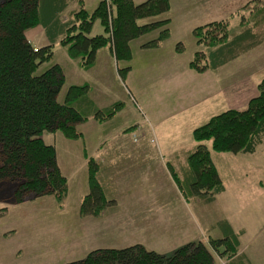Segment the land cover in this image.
Segmentation results:
<instances>
[{
  "label": "rangeland",
  "instance_id": "rangeland-1",
  "mask_svg": "<svg viewBox=\"0 0 264 264\" xmlns=\"http://www.w3.org/2000/svg\"><path fill=\"white\" fill-rule=\"evenodd\" d=\"M97 1L66 0L60 19L64 21L69 12L81 5L91 11ZM143 1L133 0L135 4ZM200 1L186 0L179 5H188L181 12L174 7L169 12L139 19V24L165 18L169 21L131 40L128 59H116L107 45L98 49L91 67L82 68L68 57L59 44L60 38L54 41L52 59L38 72L53 64L60 65L64 84L58 101L64 100L70 85L87 84L86 96L102 111L104 118L98 121L90 117L78 123L76 127L82 132L79 138H68L61 131L40 134L44 142L55 147L57 165L67 179L66 194L62 199L48 193L20 203L0 201V264H68L93 249L123 248L136 243L169 255L178 246L191 242L187 241L190 237L192 241L204 243L209 238H223L225 233L215 223L221 214L231 215L250 196L256 193L260 196V189L264 201V143L253 153L210 150L226 191L210 200L206 194L209 189L201 187L198 193L192 189L194 179L188 157L197 145L192 130L230 107L246 108L264 79L260 78L264 76V23L258 21L261 11L252 9L262 10L258 4L264 0H244V6L249 8L242 6L235 10L228 6L217 10L208 6L199 15H193L191 12L199 9L195 3ZM185 9H190L189 13ZM248 16L249 20L258 19L254 25L258 33L253 39L257 42L250 50L240 51L236 58L210 69L209 49L196 42L192 26L228 18L231 41L242 34L241 25ZM163 28H168V36L156 46H145L156 40ZM26 34L35 47L50 44L40 25L28 29ZM95 34H104L98 20L89 36ZM197 51L207 56L200 58L199 65L206 64L209 69L202 71L189 66ZM219 81L236 87L221 88L224 96L220 98L229 100L230 105L201 99L200 90L218 86ZM256 84L257 89L250 93ZM108 111L111 115L105 117ZM207 145L210 147V142ZM138 151L147 155L141 158L131 155ZM89 158L98 164V183L104 186L109 197L118 199L119 207L113 210L108 207L104 216L80 213L81 200L89 192ZM166 171L175 178H172L174 184ZM176 187L181 195H175ZM140 196L149 197L150 203L145 206L142 202L138 211L141 216H135L139 217L136 223L128 219L127 213L126 220L116 222L114 218L122 211L134 206L138 209ZM253 201L250 210L255 216ZM242 208L241 215H233L244 219L250 211ZM182 223L186 225L184 231L179 228ZM244 245L245 239H242L240 253L235 250L232 255L225 252L220 256L212 250L216 264L245 261ZM249 247L264 254V239L255 240ZM224 248V245L219 247L221 251ZM232 260L235 261L230 263Z\"/></svg>",
  "mask_w": 264,
  "mask_h": 264
},
{
  "label": "trees",
  "instance_id": "trees-1",
  "mask_svg": "<svg viewBox=\"0 0 264 264\" xmlns=\"http://www.w3.org/2000/svg\"><path fill=\"white\" fill-rule=\"evenodd\" d=\"M170 1L144 0L135 4L133 0H98L93 10L81 5L62 21L59 14L64 10L66 0H0V201L20 203L48 193L62 199L67 190V179L57 165L55 147L44 142L40 134L61 131L68 138H79L82 132L76 127L78 123L90 116L99 120L104 118L102 111L86 96L87 84L70 85L64 100L58 101L64 84L60 65L53 64L38 72L52 59L54 41L60 38L59 44L68 57L82 68L91 67L98 49L107 45L116 59H128L131 55L129 42L166 25L169 18L143 24L138 20L168 12ZM96 20L103 26L104 34L89 36ZM37 25L43 27L50 44L35 47L32 39L29 40L26 31ZM168 32V28H163L159 37L145 46L158 45ZM229 32L226 19L192 30L196 42L208 47V57L215 47H221L216 51L218 61L215 64L244 51L253 42L247 31L230 41ZM205 56L202 51L195 52L190 67L197 70L208 67L199 65L200 58ZM109 115L111 111L105 117ZM192 137L197 142L188 157L193 171L192 189L196 193L201 187L209 189L206 194L211 200L224 190L211 151L253 153L264 143V79L259 82L258 93L249 99L246 108L226 109L213 115L192 130ZM88 166L89 192L81 200L80 213L97 215L115 201L106 199L97 181L98 164L89 158ZM223 229H227L223 238H209L208 243L187 242L169 255L136 243L123 248L93 249L68 264H216L212 250L220 256L225 252L232 255L237 250V235L225 225ZM222 245L225 248L221 251Z\"/></svg>",
  "mask_w": 264,
  "mask_h": 264
},
{
  "label": "crops",
  "instance_id": "crops-1",
  "mask_svg": "<svg viewBox=\"0 0 264 264\" xmlns=\"http://www.w3.org/2000/svg\"><path fill=\"white\" fill-rule=\"evenodd\" d=\"M248 1H251V0H247V2ZM183 3H186V0H171L170 1V8H169L168 12L171 11L170 9H172L174 7H176V11H180V12L183 11L184 7L188 6V5L179 6L180 4H183ZM195 5L199 6V9H198V12L193 10L191 12L193 15H199L200 11L203 8L206 9L208 6H211L213 9H216V10L220 9L221 7H225V6H228V8L230 10L239 9V8H242V6L245 7L244 6V0H201L200 3L196 2ZM258 5L262 7V10L260 8H252V7H250V8L256 9V11L257 10L261 11L262 16H261L260 20L256 19L255 21L258 20L259 22L264 23V11H263L264 2H260ZM245 8H249V7H245ZM185 11H188V13H189L190 9H185ZM198 18L199 17H197L195 20H197ZM225 19L228 20V18H225ZM255 21H253L252 19L249 20V16H248V18H245V20L243 21V23L241 25L242 33L247 31L249 33L248 36L250 38H252V40L255 37H257V33H258L255 30V27H254ZM246 24L248 25V28L246 27ZM192 27H196V26H192ZM256 42H257V40H256ZM256 42L253 41L252 43L248 44L245 49L246 50H250L252 48L251 46L254 43H256ZM37 46H39V45H37ZM219 48H221V47H219ZM219 48L215 47L214 48L215 49L214 52H212L213 54L211 53L210 56L208 57L209 62L211 63V65L209 67L210 69H216L217 67L225 64L229 60H232L233 58H236L238 56V54H239V52H237L236 54H234L232 56H229L225 60L221 61V63L215 64L218 61V60L215 59V57H216V54L218 53L216 51H220ZM213 65L215 66L214 68H213ZM209 68L206 67L202 71H205L206 69H209ZM260 78H264V76H260ZM257 84L254 85L253 89L252 88L250 89V93H252V90H256L257 89ZM221 88L224 89V90H230L231 88H236V87L235 86L232 87L230 84L223 85L219 81V85L218 86L217 85H213V86H210V87L202 88L200 90L201 99L204 102H208V101L212 102L213 101V102H216V103H227V104L230 105L229 100H227L225 102L222 98H220L221 95L224 96V92L222 91ZM249 95H251V94H249ZM220 101H222V102H220ZM235 101L236 100L234 98V102ZM230 108H228V109H230ZM90 117L95 118L94 116H90ZM97 120L99 121V119H97ZM131 155H136V156H139L141 158V156L147 155V153L138 151V152H135V153H131ZM166 173H167V176L170 177V175H169V173L167 171H166ZM172 178H174V177H170V182L172 184H174V182L172 181L173 180ZM259 185H262V183H260ZM101 186L103 188L102 190L104 192V195H105L106 199L115 201L113 205H110L108 207H111L112 210L113 209H117L119 207L118 206V199L109 197L106 194V192H105L104 186L102 184H101ZM175 191H176L175 195H181L179 193L177 187H176ZM225 191H226V188H224V190L221 191L218 194L221 195ZM218 194H216V195H218ZM259 194H260V196L258 195V193H256V195H254L252 197L250 196L249 201L248 202L246 201L244 203V205H242V206H244L245 211H247L249 209L250 212L246 213V216H245L244 219L240 218L241 222H240V219L236 215H241V213L243 212L242 206L238 207L236 209V211L232 212L231 215H230V213L227 214V215H224V214L222 215L221 214L219 220L215 222L216 224H219V226L221 227L223 232H224V230H227V229H223V225H225V226L228 227V229H230L229 231H231V232H233L234 234L237 235V239H238V245L237 246L239 248L237 250H238L239 253H240V246L242 244V239H245L244 251H243V249H241L243 251L242 253L245 254V261L241 257L242 260H240L238 264H264V254H263V252L261 250L252 251L251 248L249 247V244L254 242L255 240L264 239V201H263V199L261 197L263 195L262 189L259 190ZM252 200H255L253 202L256 203L255 204V209H256L255 216H253V212H252V210H250V205H251ZM142 202L144 203L145 206H147L150 203V198L149 197H145V196H140L139 197V203H138V205H139L138 209L134 206L132 208H129V209H126V210L122 211L118 215H116L117 212H114L115 215H116L114 220L116 222H122L123 220H126L124 218V214L127 213L128 219H134V220H132V222L136 223V220L141 216L138 213V211L141 209ZM108 207H106L104 210H102V212L100 214H98V215H103V216L106 215V212H108V210H107ZM234 213L236 215H233ZM98 215H96V216H98ZM136 215H138L139 217L136 218L135 217ZM173 221H175V220H171L170 222H173ZM175 223H176V221H175ZM179 228H180V230L184 231L186 229V225L182 223L179 226ZM225 232H227V231H225ZM192 240H194V239L190 237V239H188L187 241H192ZM205 243H207V242H205Z\"/></svg>",
  "mask_w": 264,
  "mask_h": 264
}]
</instances>
